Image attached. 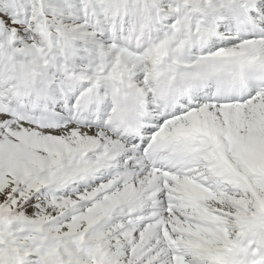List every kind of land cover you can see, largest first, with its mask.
Wrapping results in <instances>:
<instances>
[{"label": "snow or ice", "instance_id": "6c2138e0", "mask_svg": "<svg viewBox=\"0 0 264 264\" xmlns=\"http://www.w3.org/2000/svg\"><path fill=\"white\" fill-rule=\"evenodd\" d=\"M0 264H264V0H0Z\"/></svg>", "mask_w": 264, "mask_h": 264}]
</instances>
